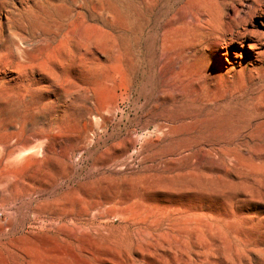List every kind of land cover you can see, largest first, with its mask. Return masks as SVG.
Wrapping results in <instances>:
<instances>
[{"label": "rangeland", "instance_id": "obj_1", "mask_svg": "<svg viewBox=\"0 0 264 264\" xmlns=\"http://www.w3.org/2000/svg\"><path fill=\"white\" fill-rule=\"evenodd\" d=\"M210 4L0 0V264H264V53L189 57Z\"/></svg>", "mask_w": 264, "mask_h": 264}, {"label": "bare ground", "instance_id": "obj_2", "mask_svg": "<svg viewBox=\"0 0 264 264\" xmlns=\"http://www.w3.org/2000/svg\"><path fill=\"white\" fill-rule=\"evenodd\" d=\"M247 2H249L248 6L246 5ZM257 13L264 16V0H211L209 8H204L196 14H191L185 7L180 8L173 14L172 21L177 31L182 27L186 30L193 28L195 31L197 40L194 49H198V52L191 54L189 57L195 56L208 62L215 56L220 55L222 56L220 66L227 67V65L235 63L228 59L231 54L235 59L240 58L245 46L250 51L252 50L244 58L245 64L249 60L253 63L259 61V56L264 53V32L253 21ZM233 46H238V50H234ZM56 54L58 55L60 52L55 51ZM177 56V58L183 60L182 57ZM178 75L179 72H176V78H178ZM0 88V92H4V94L0 93L1 129L5 123L24 112L25 108L22 110L21 102L18 103L7 95L9 93L8 89L4 86H0ZM176 94V96L179 95ZM9 138L10 135H8ZM10 154L9 151L5 153L7 156L5 165L3 169H0L1 173H4L2 176H4L6 182L10 181L14 168V163L9 160Z\"/></svg>", "mask_w": 264, "mask_h": 264}, {"label": "built area", "instance_id": "obj_3", "mask_svg": "<svg viewBox=\"0 0 264 264\" xmlns=\"http://www.w3.org/2000/svg\"><path fill=\"white\" fill-rule=\"evenodd\" d=\"M0 216H2V213L0 212Z\"/></svg>", "mask_w": 264, "mask_h": 264}]
</instances>
